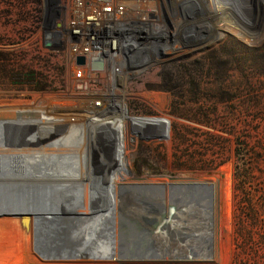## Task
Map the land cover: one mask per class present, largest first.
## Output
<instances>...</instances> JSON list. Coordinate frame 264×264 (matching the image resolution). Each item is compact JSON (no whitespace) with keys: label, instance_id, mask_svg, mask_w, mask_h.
Returning a JSON list of instances; mask_svg holds the SVG:
<instances>
[{"label":"rangeland","instance_id":"rangeland-1","mask_svg":"<svg viewBox=\"0 0 264 264\" xmlns=\"http://www.w3.org/2000/svg\"><path fill=\"white\" fill-rule=\"evenodd\" d=\"M212 1L228 9L213 15L208 0H194L191 61L180 69L173 94L163 93L160 99L170 121L167 135L148 146L156 161L139 175L116 179L121 185L140 186L133 191L114 193L110 188L95 194L97 200L103 194L109 196L112 203L114 194L124 196L117 205L120 232L115 234L113 219L108 230L110 245L103 243L101 223L89 237L93 246L102 241L101 248L109 255L57 256L54 250L65 245L76 248L77 242L52 231L57 218L37 216L35 199L42 204L53 190L46 193L48 189L42 190L46 187L24 175L0 188V264H264V0ZM41 12L42 0H0L1 120L34 119V113L16 110L30 97L63 106L74 99L58 92L59 88L68 92L73 86L69 57L60 59L47 49L41 54L33 46L39 37ZM23 71L34 72L36 80L16 82L13 74ZM26 125L28 131L31 126ZM20 142L16 148L26 145L24 138ZM34 145L22 150H71L69 146ZM44 165L40 164V170ZM30 186L31 209L27 211ZM40 189L43 194L38 192L34 198ZM75 193L72 188L63 197L76 205ZM172 207L182 216V230L193 217L203 214L197 217L192 237L168 245L153 238L148 223L160 210L169 214ZM19 214L31 216L28 228Z\"/></svg>","mask_w":264,"mask_h":264},{"label":"built area","instance_id":"built-area-1","mask_svg":"<svg viewBox=\"0 0 264 264\" xmlns=\"http://www.w3.org/2000/svg\"><path fill=\"white\" fill-rule=\"evenodd\" d=\"M40 14L33 46L69 57L73 86L58 92L74 99L63 106L30 97L16 110L34 113L30 120L40 125L56 118L60 140L76 127L77 154H85L92 174L110 164L123 178L145 172L156 161L148 146L165 138L170 122L160 99L173 94L191 61L194 0H42Z\"/></svg>","mask_w":264,"mask_h":264},{"label":"bare ground","instance_id":"bare-ground-1","mask_svg":"<svg viewBox=\"0 0 264 264\" xmlns=\"http://www.w3.org/2000/svg\"><path fill=\"white\" fill-rule=\"evenodd\" d=\"M208 1V8L211 14L218 15L226 12L227 7L224 8L219 5L211 4L213 2L212 0ZM56 121V118L48 117L46 122H44L45 124L43 123L40 125L38 120H24L20 118L0 119V178L3 179V181H0V188H5L9 183L15 181L17 178H22L24 175H26L33 184L37 183V185L46 187L42 189L44 191H47L46 189H48L46 193L49 194V191L53 190L52 197L47 198V196H45V200L42 204H39L40 202L37 203L38 200L36 201L35 199L36 207L38 209L37 216L40 217V219L41 217L44 219L45 216L57 218L58 221L56 222L59 223L54 228L51 227L52 231L56 229L60 232L61 236L67 234V236H69L74 241L76 240L77 242L76 248H74L72 245H65L64 248H60V250L57 252L54 250V252L58 254L57 256H78L79 254L93 257L108 256L109 254L101 248L102 241L99 240V244L97 242L98 245L93 246V243L90 242L89 237L96 234L94 227L97 230L99 223H101L103 226L102 234L105 236V240L103 238V243L110 245L109 240L111 238V232L108 230H112L110 226L113 219H115V234L118 235V232H120L118 231L119 213L117 214V205L122 204L121 202L122 200L124 201V196H119L117 193L114 194V202L112 203L109 199V196L106 195L107 198H104L105 195L103 194V196L97 200V195L95 194L102 189L104 192H106L105 190H110V188L114 193L118 190L131 192L133 191V188L138 187L139 185H121L117 183L116 179L119 178L118 172L116 169H114L112 164L109 165V170H107L102 175L95 177V174H92L87 168L88 160L86 159L85 154H77V148L80 143V141L77 139L79 130L76 127L72 128L70 133L60 140V138H58V133L61 131V129L56 124ZM30 123L36 124H33L34 126L29 127L30 129L27 131L26 124ZM36 128L38 129L34 131ZM162 132L165 133L166 129L162 130ZM22 134H24L23 138L25 140V146H27V144H35L38 145L39 148L42 147V144L44 146L50 145L56 147L69 146L71 150L67 153H34L30 152L28 147L22 150V148L25 146L16 148L21 143L20 139H23ZM11 149H15L14 152H12ZM40 164H42V166L46 164L44 165L45 169H43V171L39 168ZM88 171H90L89 173L92 175H89ZM18 172L21 174H18ZM32 172H34L35 175H32ZM4 174L6 176H4ZM28 175H31L34 179L32 180V178H30ZM92 179L97 180L94 182ZM111 184L113 185L112 187H110ZM121 187L122 189H120ZM72 188L75 189V194L78 195L77 198L75 197L78 199L76 201V205L68 203V200L64 199L65 197H63L64 194L66 195L69 191L71 192ZM31 190L32 188L30 186L29 190H27V211H30L31 209ZM42 190H37L34 198H36L38 192L43 194ZM102 193L103 192L101 191V195ZM113 209L115 214L114 216H111L113 214ZM184 215L189 217L190 212L184 209ZM18 216L23 219L27 228L32 224L30 215L19 214ZM199 216L196 215L193 217L188 222L189 224L185 225L184 230H182V216L178 209L172 207L169 214H167L163 209L155 214L154 218H152V220L148 223V228L154 239L166 242L168 245L172 244L173 242L179 244L183 241V238H190L194 235L197 217ZM161 220L174 227L173 232H171L170 235L160 236L157 234L155 229ZM42 227L44 230L47 229V227H44V225ZM116 239L118 240L117 236Z\"/></svg>","mask_w":264,"mask_h":264},{"label":"water","instance_id":"water-1","mask_svg":"<svg viewBox=\"0 0 264 264\" xmlns=\"http://www.w3.org/2000/svg\"><path fill=\"white\" fill-rule=\"evenodd\" d=\"M78 64H83L85 62L84 57H77L76 59ZM92 67L94 68H101L102 67V63L99 60H93L92 61ZM164 220V219H163ZM163 220L160 221V223L156 226V232L157 234H159L160 236H168L171 234V232H173V226H171L169 223L167 222H163Z\"/></svg>","mask_w":264,"mask_h":264},{"label":"trees","instance_id":"trees-1","mask_svg":"<svg viewBox=\"0 0 264 264\" xmlns=\"http://www.w3.org/2000/svg\"><path fill=\"white\" fill-rule=\"evenodd\" d=\"M14 75V80L16 82H31V81H35L36 80V75L34 72L32 71H23V72H19L17 74H13Z\"/></svg>","mask_w":264,"mask_h":264}]
</instances>
